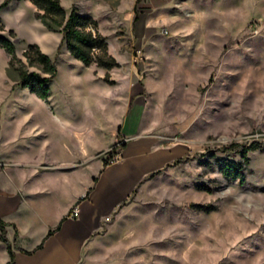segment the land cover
<instances>
[{
  "label": "rangeland",
  "instance_id": "rangeland-1",
  "mask_svg": "<svg viewBox=\"0 0 264 264\" xmlns=\"http://www.w3.org/2000/svg\"><path fill=\"white\" fill-rule=\"evenodd\" d=\"M60 1L96 20L119 67L108 85L101 68L58 50L60 34L44 29L29 2L0 11L16 56L26 64L23 50L37 44L57 70L48 102L12 91L16 73L0 48V101L22 137L11 154L19 169L10 167L6 181L31 201L18 218L27 236L10 227L9 242L40 243L140 121L175 157L91 236L79 264H264V0ZM252 142L261 147L248 165L223 151ZM213 155L242 163L244 183L225 178ZM7 261L0 241V264Z\"/></svg>",
  "mask_w": 264,
  "mask_h": 264
},
{
  "label": "crops",
  "instance_id": "crops-1",
  "mask_svg": "<svg viewBox=\"0 0 264 264\" xmlns=\"http://www.w3.org/2000/svg\"><path fill=\"white\" fill-rule=\"evenodd\" d=\"M63 47L64 53L68 52L64 45ZM92 65L94 64L90 66ZM102 71L101 79L103 80L106 71L103 69ZM18 89L19 87L11 90ZM20 89L26 94H31L27 89L21 87ZM132 103V98H130L124 107L126 113ZM15 106L19 108V104L16 103ZM9 107L7 101H0V112H2L0 117V219L8 224L6 233L7 229L12 227L14 235L20 239L25 238L27 234H23V228L19 224L20 221L18 223V218L20 220V215L26 212L31 201L28 200L29 194L27 195L26 192L19 189V185H15L12 189L7 185L9 168L17 167L19 169V161L14 159L11 154L17 152L22 139L19 136V118L15 120L11 117L13 112ZM120 129L121 127H119V131ZM122 139L124 145L121 146L119 160L106 166L99 162L94 177L96 178L95 183L86 186L81 193L75 196L74 200L70 201L57 217L55 225L47 226L43 230L42 236L44 238L48 231L53 230L64 218L59 229L45 240L41 249L34 253L27 255L15 251L14 264H79L91 236L100 234V229L105 222L111 218L113 212L122 203L127 202L134 190L145 182L143 181L145 177L161 170L175 157L172 151L159 145L155 137L143 132L140 121L131 127ZM4 162L11 165L5 166ZM15 173L19 177V170H16ZM90 187L92 188L86 196ZM46 193H37V195H48ZM73 204H76L79 210L77 218L69 216ZM38 244L36 242L29 247L19 246L16 248L29 252Z\"/></svg>",
  "mask_w": 264,
  "mask_h": 264
},
{
  "label": "trees",
  "instance_id": "trees-1",
  "mask_svg": "<svg viewBox=\"0 0 264 264\" xmlns=\"http://www.w3.org/2000/svg\"><path fill=\"white\" fill-rule=\"evenodd\" d=\"M13 0H3L0 3V11L5 8ZM25 1V0H17ZM35 8L34 16L44 29L48 32L61 35L58 50L64 45L70 55L82 65L88 67L94 64L97 68L105 70L103 81L108 85L114 84L113 80L109 79L108 71L118 68V61L109 54L106 39L99 33L96 20L91 16L79 13L75 7H72L68 13L61 5L60 0H27ZM5 30V26L0 17V48L8 56V67L16 73L15 86L27 89L31 94L48 102L51 95L50 82L56 77L57 70L54 62L50 57L43 53L37 44H29L23 50L22 56L25 58L24 64L15 54V38L13 31H9V37L1 34ZM27 66H36L41 73L29 71ZM122 144L121 146H123ZM258 142L250 144L232 143L223 148L227 155H240L243 163L248 165V153L258 150L260 148ZM219 172L225 178L238 179L239 183H244L242 174L243 165L239 162H233L225 158L214 156ZM180 160H177L179 162ZM109 162H103V166L108 165ZM152 174L148 175L143 181L148 180ZM95 183L96 178H93ZM142 183V182H141ZM92 187L86 192V196ZM135 191V190H134ZM198 207V206H195ZM60 220L58 225L49 230L42 241L31 251H25L16 248L6 237L7 223L0 219V241L5 244L8 261L6 264H14L15 251L30 255L36 250L41 249L45 240L53 235L60 227Z\"/></svg>",
  "mask_w": 264,
  "mask_h": 264
},
{
  "label": "built area",
  "instance_id": "built-area-1",
  "mask_svg": "<svg viewBox=\"0 0 264 264\" xmlns=\"http://www.w3.org/2000/svg\"><path fill=\"white\" fill-rule=\"evenodd\" d=\"M118 157H119V156H118L117 153H114L113 155H111V156H110V160H111L110 163L116 162L117 159H118ZM78 214H79L78 207L75 206L74 208H72V210H71L69 216H70L71 218H77V217H78Z\"/></svg>",
  "mask_w": 264,
  "mask_h": 264
}]
</instances>
